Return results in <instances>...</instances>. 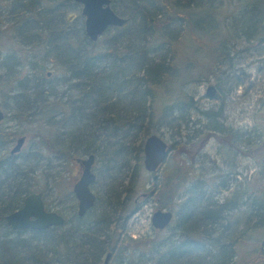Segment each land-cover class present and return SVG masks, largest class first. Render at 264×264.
Wrapping results in <instances>:
<instances>
[{"label":"trees","instance_id":"16d2710c","mask_svg":"<svg viewBox=\"0 0 264 264\" xmlns=\"http://www.w3.org/2000/svg\"><path fill=\"white\" fill-rule=\"evenodd\" d=\"M111 7L127 22L91 42L73 0H0L8 45L0 93L10 94L13 106L3 103L4 119L15 126L0 130V264H105L107 252L115 264H236L251 236L254 245L240 258L264 262L255 244L264 230V104L245 129L230 130L223 117L228 96L242 84L233 59L243 53L264 62V0H111ZM55 75L59 83L47 85ZM211 75L222 103L203 109L185 86ZM221 77L229 83L225 91ZM59 84L66 86L61 94L52 91ZM159 113H174L187 126L197 113L207 125L179 141L189 164L152 175L158 208L175 215L171 234L135 243L123 234L124 224L138 208L143 144L156 133ZM33 122L36 150L3 148ZM210 137L219 140L218 150L233 154V168L221 175L207 176L203 164ZM45 152L65 161L93 154L103 162V179L96 175L92 184L100 186L95 204L83 216L73 202L69 218L59 210L62 226L12 230L5 216L29 193L42 192L49 206L55 166ZM239 156L255 161L249 174L237 169Z\"/></svg>","mask_w":264,"mask_h":264},{"label":"rangeland","instance_id":"374dc122","mask_svg":"<svg viewBox=\"0 0 264 264\" xmlns=\"http://www.w3.org/2000/svg\"><path fill=\"white\" fill-rule=\"evenodd\" d=\"M116 10L119 12L121 9L116 8ZM78 12L80 13V10H78ZM5 37L6 32L1 31L0 22V76L4 72V62L2 61L1 56L3 55L4 50L8 47V45L5 43ZM13 48L16 49L15 46ZM222 67L224 69L225 66ZM232 71H234L235 75L239 77V79L242 81V84L237 87L235 92L230 97L228 96L227 101L224 103L225 109L223 117L226 119L224 124L230 130L236 131L245 129L246 126H250L255 115L258 114L257 110H260L264 104V62H261V59H257L254 56L242 53L240 56H237L233 59ZM59 80V75H55L54 77L52 76L51 80H47L45 83L51 86L57 81L59 83ZM220 80L222 82L221 86L225 91V89L228 88L229 83L225 82L222 77ZM210 82L215 84L214 76H201L195 82L185 86V90L189 94L193 95L196 104L203 109H217L222 103L221 99H215L214 97L209 98L205 95L206 86ZM15 85L17 84L11 85V88H13ZM6 88L8 89V87ZM63 90H66V86L60 85L59 87L52 89V91L58 92L60 94ZM9 96V93H0V108L2 110L3 103H5L7 107L13 106L12 103L8 101ZM174 115V113H171V115L165 116L164 113H159L156 133L167 142L168 146L171 145V149L169 150L165 161L155 172L151 173L146 171L142 165L141 178L139 184L137 185V191L134 194V203L137 204L138 208L134 213L130 214L124 224L125 231L123 234L130 236L132 239L134 238L135 243L142 242L145 239L153 241L161 236L171 234L172 230H170V228H166L158 233V230L153 228L151 225V216L158 208V203L156 201L157 199L152 194V175L155 174L156 176H161L163 173L168 172L175 163L185 164L186 162V165L189 164L190 159L186 155L187 150L183 146L181 147L179 145V141L184 140L185 138L183 137L185 135L195 133L196 130L205 131L207 125L206 120L202 119V117L197 113L192 114L189 119L190 121L188 126L184 121L180 122L178 119H175ZM14 127V121L12 120L3 119L0 122V130L12 129ZM23 130H26V127ZM38 131L39 129L37 128L36 122H33L31 124V129L26 135H24L25 143L21 148V151L26 152L31 149H37L36 136ZM218 142L219 140L216 137H210L203 150V152L206 153V161L203 164L209 168V173L207 176L211 174L221 175L233 168V154H231L228 149L225 151L218 150L220 147ZM12 145L13 144L11 143L9 145L3 146V148L8 151ZM43 156L50 160L51 165L55 166V171L51 172L54 174V181L51 180V186H53L54 190L51 191L52 193L47 197V202L49 203L48 207L51 210L58 212L59 210L63 209L60 213H62L66 218H69L71 216L69 205L72 202L75 204L77 202L72 193V186L78 179L81 172L79 164L75 161V159L68 161L56 159L47 152H45ZM195 160L198 159L196 158ZM236 160L238 163L237 169L241 171L243 175L249 174L255 166V161L248 157L239 156L236 158ZM199 162L193 165L197 170L201 169V164ZM166 163H168L167 166ZM102 164L103 162L97 163L95 160L92 168L93 172L98 177V181L102 178L101 174L105 173V168L102 166ZM211 169H214V171ZM222 178L224 179L225 176ZM99 187V184H96V186L92 185L91 189L93 192H95L96 189H99ZM71 197L74 198V201H71ZM228 217L231 221H233L235 218L233 214L228 215ZM263 232L264 230L259 232L257 231L255 235V237L258 238L255 242L258 248V244L263 236ZM251 238L252 236L245 240L244 244L241 245L238 253L239 257L236 258V264H244L243 259L240 257L242 254L246 253V251L251 248L252 245H254L253 240L255 238L252 240ZM137 250H135V253L132 257L138 260L139 251ZM245 258L247 260H252L254 258V254H249L248 256H245ZM103 259L104 257L102 260ZM106 264H115V261L109 259ZM251 264H264V262L256 258V260Z\"/></svg>","mask_w":264,"mask_h":264},{"label":"water","instance_id":"95a60500","mask_svg":"<svg viewBox=\"0 0 264 264\" xmlns=\"http://www.w3.org/2000/svg\"><path fill=\"white\" fill-rule=\"evenodd\" d=\"M80 7L83 18L84 34L91 42L97 41L110 27H122L127 19L117 14L111 7V0H73ZM217 94L215 84L210 82L205 89V95L213 98ZM4 119V111L0 108V122ZM25 143V136L15 139L9 153L21 151ZM169 151L167 142L158 134L153 133L146 137L143 144V167L148 172H155L165 161ZM95 157L89 154L77 157L80 175L72 186V193L76 198V213L83 216L95 203V194L91 185L96 180L92 170ZM173 212L166 209H157L151 216V225L157 230L169 226ZM6 225L12 230H44L52 226H62L65 218L56 211L45 209L41 192L29 193L23 200L21 207L5 216ZM259 249L264 251V233L259 241ZM111 252H107L104 262L107 263Z\"/></svg>","mask_w":264,"mask_h":264},{"label":"flooded vegetation","instance_id":"af4514ba","mask_svg":"<svg viewBox=\"0 0 264 264\" xmlns=\"http://www.w3.org/2000/svg\"><path fill=\"white\" fill-rule=\"evenodd\" d=\"M48 76H49V73H48ZM94 164V163H93ZM92 168H93V166H92ZM41 194H42V198H43V202H44V205H45V209L47 210V211H49V210H51L49 207H47V205L45 204V200H44V197H43V193L41 192ZM95 194V193H94ZM76 199V198H75ZM95 201H96V195H95ZM77 203V202H76ZM95 204V203H94ZM167 210V209H166ZM53 211V210H52ZM55 211V210H54ZM171 211V210H170ZM57 212V211H56ZM173 212V211H172ZM59 213V212H58ZM60 214V213H59ZM63 216V215H62ZM174 212H173V217H172V219H171V222H170V224H169V226L171 225V223H172V221H173V219H174ZM168 226V227H169ZM26 230H30V229H26ZM104 258H105V256H104ZM109 261V260H108ZM103 262H104V259H103ZM105 263V262H104ZM106 264V263H105Z\"/></svg>","mask_w":264,"mask_h":264}]
</instances>
